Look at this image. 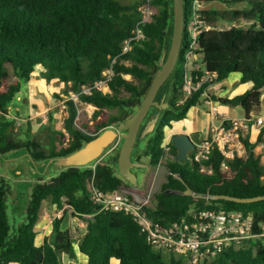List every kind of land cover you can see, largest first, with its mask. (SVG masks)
Here are the masks:
<instances>
[{
	"label": "trees",
	"instance_id": "obj_1",
	"mask_svg": "<svg viewBox=\"0 0 264 264\" xmlns=\"http://www.w3.org/2000/svg\"><path fill=\"white\" fill-rule=\"evenodd\" d=\"M195 2L243 7L197 11L201 27L208 30L198 35L195 52L201 67L191 70V81L197 84L206 71L215 75L210 81L212 85L222 82L230 73L240 75L241 83L252 84L245 93L231 99H220L210 93L208 98L229 108H240L247 120L252 112L257 117L264 93V0H183L182 47L167 79H171L172 85L165 101L169 108L160 111L153 133L144 138V153L136 150L134 154V161L140 162L143 154L152 167L162 157L168 158L166 180L153 196L155 207L146 210L162 226L180 220L191 208L241 212L252 216V233L259 234L264 230V200L239 204L195 199L181 193L187 185L200 194L237 198L264 195V164L254 153L255 145L264 141V126L255 144L247 136L240 137L245 156L233 153L232 158H227L214 146L205 160L195 161L193 152L188 161L178 162L172 143H169L170 157L166 158L162 147L165 127L184 120L192 107L206 109L208 98L203 94L210 84L203 83L187 93L184 77V54L191 41L190 32L197 26L193 16ZM145 4L146 0H0V158L24 151L36 165L70 155L103 130L117 126L135 113L158 70L164 49L169 47L172 33V0H150L152 20L140 26L145 38L133 41L130 50L121 55L124 42L141 21L139 9ZM242 21L248 26L242 27ZM224 23L230 27H220ZM108 69L113 74L107 83L109 92L103 93L94 85L104 79L102 72ZM35 72L47 86L52 83L58 88L64 86L63 92H73L82 103L93 106L92 125L84 123L82 129L75 126L77 109L68 100L64 120L67 140L61 131L47 127L48 138L41 142L32 132L30 120L17 128L15 116L20 114L11 110L20 105L22 84L30 82ZM165 83L157 101L166 90ZM86 88H90L89 93L82 92ZM112 110L116 113L109 114ZM157 112L152 108L148 116ZM109 159L101 157L84 167L61 169L48 181L40 177L31 185L26 204L19 206L23 195L20 194L14 208L9 203L12 186L0 176V264H65L67 259L76 260L75 243L87 258L85 264H111L112 259L119 264H186L182 256L152 248L132 216L101 211L100 205L91 199L89 183L104 193L132 188L119 176L115 159ZM166 190L177 193L165 194ZM64 198L72 209L71 216L84 223L83 234L77 240L62 226L68 214L65 211L60 219H54L50 234L38 245L35 227L44 205L48 203L60 210ZM203 264H264V238L246 239L238 248H225L214 260Z\"/></svg>",
	"mask_w": 264,
	"mask_h": 264
},
{
	"label": "built area",
	"instance_id": "obj_2",
	"mask_svg": "<svg viewBox=\"0 0 264 264\" xmlns=\"http://www.w3.org/2000/svg\"><path fill=\"white\" fill-rule=\"evenodd\" d=\"M149 1L146 0L144 7H141L139 11L143 14V21L148 20L149 17ZM197 3V2H195ZM196 5L194 4L193 16L195 18V24L197 25L190 32V44L189 48L184 55V68L185 71L189 70V66L197 58L195 50L198 48V35L202 31H207V28L201 27V20L197 15ZM143 39V35L139 29L135 30L134 37L129 38L124 42L122 48V54L128 52L131 48L133 41ZM198 68V65H194ZM106 74V73H104ZM215 75H208L205 73L204 77L200 79L197 87L203 83L210 84L211 79ZM106 82L95 84L94 88L101 90V86ZM186 91L190 93L195 86L191 82V77L188 73H185ZM89 88L84 92H89ZM207 96L206 94H204ZM207 105H211L209 100L206 101ZM211 128L212 137L207 142L197 144L194 160L200 162L205 160L214 146H218L219 149L227 156L225 152L226 146L219 145L223 134L226 132V122L218 120L216 113L211 110ZM217 121V124L215 123ZM231 124L235 129L243 124L231 121ZM255 124L258 127L264 125V119L257 118ZM165 154L167 156L168 148L166 144L163 145ZM165 157L160 159L159 164L156 166V173L159 171L161 162ZM153 183H150L145 193H140L137 188H121L115 192L104 193L94 188L92 183L88 184V189L91 194V199L100 205L101 211L121 212L132 216L133 220L141 228V231L145 234L146 242L154 249L167 253H172L177 256H182L186 264H203L205 262H211L216 256H218L222 250L228 247L238 248L241 243L246 239L252 238H264V230L262 233H252V216L244 215L241 212H225L215 210H196L191 208L186 216L180 220H176L168 225L162 226L159 223L153 221L149 217L147 208L153 209L155 204L153 202ZM63 207L60 210H56L54 215L50 217L48 214L44 217L49 226H52L54 219H60L65 211L69 214L72 213V209L66 204V199L62 200ZM89 218V217H87ZM75 221H78L75 219ZM80 226L82 222L78 221Z\"/></svg>",
	"mask_w": 264,
	"mask_h": 264
},
{
	"label": "rangeland",
	"instance_id": "obj_3",
	"mask_svg": "<svg viewBox=\"0 0 264 264\" xmlns=\"http://www.w3.org/2000/svg\"><path fill=\"white\" fill-rule=\"evenodd\" d=\"M195 5H196L195 8L196 11H201L203 9H210V8L234 9V8L243 7V5L241 4L226 6L220 2H212L209 4L195 3ZM241 26L245 28L248 25L246 23H243L242 21ZM220 27L224 29H228L230 27V24L224 23L221 24ZM125 77H126L125 79L127 80H132L131 76H125ZM45 83L46 82H44V80L40 79L38 73L35 72L30 82L22 84L23 86L22 96L18 98V100H20V105H18L17 108L11 110V113L13 114H15L16 111H18L20 114L19 117L15 116V118L18 120L16 123L17 128L21 126L24 127V123H26L27 120H30L32 124V132L36 135V139H39L41 142H45L46 139L48 138L49 130L47 127H51L54 128L55 130L61 131L64 134V138L66 137L67 140L68 134L65 132L64 129V120L67 117L66 103L68 100H72L77 109L75 126L79 129H82V124L84 123L92 125L93 123L92 116L95 110L93 106L82 103L78 98V95L74 94L73 92H69L68 94L63 92L62 90L64 86L58 88L55 87L53 83L48 86ZM165 85H166V90L163 89L162 91L163 92L162 95L163 94L164 95L159 96V100H163V102L168 100L171 94V87H172L171 79L167 80ZM242 85H245V83H243ZM103 91L108 92V88H103ZM55 94H58L59 96H55ZM263 102H264V98H263ZM197 108L203 109L202 107L199 106ZM108 113L114 114L116 113V111L112 110V111H108ZM155 115H156L155 113L149 115L146 120L152 119ZM49 116H52V118L49 119ZM232 116H235V114L233 113ZM27 117L29 119H27ZM44 126H46L45 129L47 128V130L43 128ZM56 138L58 140L64 141L62 140V138L60 139V135H56ZM143 142L142 140H138V143L136 144V147L132 153V159H134V154L136 150L137 152L139 151L138 153H140L138 147H140V145ZM121 143H122V139L120 138L119 140L114 141L113 144L105 150V152L102 155V159L114 158L117 163V157L121 147ZM144 148H145V144L141 147L142 153H144L143 152ZM144 157L145 156L141 154L142 160L144 159ZM227 157H230V155H227ZM45 166L42 164L33 165L26 156V153H24V151L12 152L11 155H9V157L6 159L0 158V176H3L6 179H8L13 190L9 200V203H11L12 207L13 205L16 206L15 200L17 199V196L20 197V194L23 195L22 198L20 199V202H18L19 206H22V204L23 205L26 204V202L29 199L30 187L36 180H38L41 177L43 181H48L57 172H59V170H61V168H58L54 165L47 166V168ZM37 167L39 169V173L37 171L38 170ZM163 170L164 169L162 166L160 167L159 171H157V173L155 166L154 167L150 166L147 168H134L132 171L137 177V181H138L137 191L140 193H145L154 178L153 196L157 192H159L162 185L161 183L166 179L165 177L166 173H164ZM130 187L133 186L130 185ZM43 209L44 210L42 215L48 214L50 217H52L57 210L56 208L55 210L48 203L44 205ZM41 221H42V217L40 218L38 224ZM44 222H46L45 218H44ZM78 224L79 222H77V224L71 222V224H69L68 227L70 233L75 237L81 236V234H83L85 229L83 224L82 226ZM74 263H75L74 261H70V264H74Z\"/></svg>",
	"mask_w": 264,
	"mask_h": 264
},
{
	"label": "water",
	"instance_id": "obj_4",
	"mask_svg": "<svg viewBox=\"0 0 264 264\" xmlns=\"http://www.w3.org/2000/svg\"><path fill=\"white\" fill-rule=\"evenodd\" d=\"M172 8L173 22L169 47L164 49L158 64V70L156 71L150 87L135 113L117 126H111L103 130L94 139L85 143L74 153L59 158L49 159L45 163H42V165L45 166L46 164V168L47 166L54 165L61 169L87 166L99 160L105 150L114 141L119 140L120 138L122 139V143L117 157L118 174L131 186L137 187V177L132 170L134 168H146L148 165L134 161L132 159V153L138 143V140H143L147 135L153 133L159 120L160 111L169 108L168 103L163 102V100L157 101L156 97L163 84L172 74L182 47L185 25L183 0H172ZM152 108H156L158 112L152 119L144 122ZM171 143L177 149L175 160L178 162L188 161L191 152L195 149L193 140L190 139L188 135L179 134L172 137ZM26 156L30 162L34 164L27 153ZM173 176L175 179L180 180L184 184L177 174H174ZM172 193L177 192L171 190L165 191V194ZM181 194L191 196L195 199L225 200L239 204H247L264 200V195L252 198H237L228 195L200 194L192 191L189 187H187V185H185V191Z\"/></svg>",
	"mask_w": 264,
	"mask_h": 264
},
{
	"label": "crops",
	"instance_id": "obj_5",
	"mask_svg": "<svg viewBox=\"0 0 264 264\" xmlns=\"http://www.w3.org/2000/svg\"><path fill=\"white\" fill-rule=\"evenodd\" d=\"M242 84L243 83L240 82V75L235 73H230L228 77L224 79L222 82L217 83L213 87H211L210 93H214V95H216L220 99H231L235 96H239L245 93L252 86L251 83H245V85ZM263 98H264V93L260 99V107L257 117H255L252 112L250 114L251 118L249 120L246 119L245 115L240 110V108L238 107L229 108L227 106L220 105L218 101H214L210 106V108L206 107V109L192 107L188 110L186 118L184 120L173 122L169 127L164 128V136H165L164 142H171L172 137L179 134L188 135L190 139L193 140L194 143L210 140L212 137V128H211L212 116L210 114V111L213 110L216 113L215 116L218 120H223L225 122L229 121L225 125L226 132L223 134V137L220 140L219 145L222 146V144H224L226 146V148L229 150V152L227 153H230L227 155L232 156L233 153H236L238 156H245L246 151L243 144L240 141V137L247 136L249 142L252 144H255L257 142L259 132L264 125L262 127L256 126L255 120L257 118L264 119ZM233 113L235 114V116H232ZM230 121L232 122L236 121L239 124H243V126H239L235 129V127L231 124ZM215 123L217 124V121ZM262 138L264 139V135ZM143 141L144 140H142V142ZM144 144L145 142H143L140 145V147H138L140 153H141V147ZM254 153L260 156L261 163L264 164V141L255 145ZM167 159H165V161ZM148 161L149 158L147 157H144L143 160L140 159V162L143 164L148 165ZM165 161L162 167L164 169L163 172L167 174ZM147 167L150 166L148 165ZM165 180L162 183H164ZM46 215L47 214H43L40 216V218L42 217V221L39 224L37 223V226L35 227L37 232L36 243L38 245L42 244L44 238L47 237L51 232V226L48 225L47 220L46 222H44V217ZM71 222L77 224L75 222V219H72L71 215L67 214V217H65L62 226L65 229H69L68 227L69 224H71ZM74 238L77 239L78 237L74 236ZM74 249H75V257H76L74 264H85L87 258L78 251L77 243L74 244ZM65 264H70V261L67 259V261H65ZM111 264H119V262L118 260L112 259Z\"/></svg>",
	"mask_w": 264,
	"mask_h": 264
},
{
	"label": "clouds",
	"instance_id": "obj_6",
	"mask_svg": "<svg viewBox=\"0 0 264 264\" xmlns=\"http://www.w3.org/2000/svg\"><path fill=\"white\" fill-rule=\"evenodd\" d=\"M150 2V1H149ZM148 8H149V17H148V20H146V21H143V14L141 13V21L136 25V27L133 29V31H132V35H131V37H134V35H135V30L136 29H139L140 31H141V33H142V29H141V25H144V24H146V23H148V22H150L151 20H152V17H153V14H154V11H153V9H152V7H150V5L148 6ZM142 35H143V39L145 38V36H144V34L142 33ZM131 37H129V38H131ZM128 38V39H129ZM128 39H126V40H128ZM142 40V39H141ZM187 51V50H186ZM185 51V52H186ZM196 53V52H195ZM121 55H122V51H121ZM185 55V54H184ZM196 55H197V58L194 60V62L193 63H191L190 64V66H189V70L188 71H185V73H188L189 75H190V72H191V70H198L200 67H201V61L200 60H198L199 59V55L196 53ZM112 62H115V59H113L112 60ZM184 63H185V60H184ZM195 64H197L198 65V68H195L194 67V65ZM184 70H185V68H184ZM207 72V71H206ZM104 73H106V74H104ZM173 73V72H172ZM185 73H184V75H185ZM112 74H113V72H112V70L111 69H108V70H104L103 72H102V75H103V77H104V79L102 80V81H100V82H98V83H96V84H99V83H103V82H106L104 85H102L101 86V90L100 91H102L103 93H107V92H104L103 91V88H108V82L110 81V79H111V77H112ZM125 76H129V75H124V78H126ZM185 77V76H184ZM190 77H191V75H190ZM192 82V81H191ZM200 82V81H199ZM198 82V83H199ZM193 83V82H192ZM197 83V84H198ZM194 84V83H193ZM197 84H194L195 86H193V88L195 89L196 87H197ZM215 85V84H214ZM214 85H212L211 87H213ZM201 86V85H200ZM211 87H207L206 88V90H205V92H204V94H206L207 96H205L204 94H203V96L204 97H206V98H208L209 97V94H210V89H211ZM87 89V88H86ZM90 89V88H89ZM85 90V89H84ZM84 90L82 91V92H84ZM89 92H90V90H89ZM89 92H84V93H89ZM108 92H109V88H108ZM207 100H209L210 102H211V105H212V103L214 102L213 100H211V99H207ZM206 100V101H207ZM211 105H207L206 104V107L208 108H210V106ZM210 111V110H209ZM148 121V120H147ZM229 121H227L226 123H228ZM231 122V121H230ZM144 140V139H143ZM113 144V143H112ZM111 144V145H112ZM164 144H166V142H164L163 141V144H162V147H163V145ZM195 144V143H194ZM110 145V146H111ZM166 147L169 149V147H168V145L166 144ZM218 147V146H217ZM164 148V147H163ZM219 148V147H218ZM195 149H196V144H195ZM195 149L191 152V153H195ZM169 151V150H168ZM165 152V151H164ZM225 152H229V150L226 148V150H225ZM228 154V153H227ZM225 155V154H224ZM232 156H233V154H232ZM232 156H230V157H227V158H232ZM167 157H170V154L169 153H167V156H166V158ZM164 161H165V158H164V160L161 162V166H163V163H164ZM160 162V161H159ZM159 164V163H158ZM157 164V165H158ZM156 165V166H157ZM155 166V167H156ZM160 166V167H161ZM160 169V168H159ZM132 188H134V187H132ZM135 188H137V187H135ZM68 213V212H67ZM69 214V213H68ZM71 215V214H70ZM72 217V216H71ZM72 219H76V218H73L72 217ZM76 223L78 222V221H75ZM83 223V222H82ZM83 225H84V223H83ZM51 228H52V226H51Z\"/></svg>",
	"mask_w": 264,
	"mask_h": 264
},
{
	"label": "flooded vegetation",
	"instance_id": "obj_7",
	"mask_svg": "<svg viewBox=\"0 0 264 264\" xmlns=\"http://www.w3.org/2000/svg\"><path fill=\"white\" fill-rule=\"evenodd\" d=\"M163 99V98H162ZM208 140H205V141H201V142H199V143H195L196 144V146H197V144H200V143H202V142H207ZM169 143H171V142H166V144L168 145V147H169ZM169 150V149H168ZM135 157L136 156H134V159L133 160H136L135 159Z\"/></svg>",
	"mask_w": 264,
	"mask_h": 264
}]
</instances>
